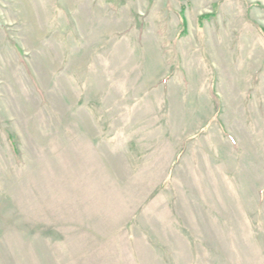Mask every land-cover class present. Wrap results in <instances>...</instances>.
<instances>
[{
    "label": "rangeland",
    "instance_id": "rangeland-1",
    "mask_svg": "<svg viewBox=\"0 0 264 264\" xmlns=\"http://www.w3.org/2000/svg\"><path fill=\"white\" fill-rule=\"evenodd\" d=\"M260 27L264 0H0V264H264Z\"/></svg>",
    "mask_w": 264,
    "mask_h": 264
},
{
    "label": "trees",
    "instance_id": "trees-1",
    "mask_svg": "<svg viewBox=\"0 0 264 264\" xmlns=\"http://www.w3.org/2000/svg\"><path fill=\"white\" fill-rule=\"evenodd\" d=\"M207 17H209L208 14H203V15H201L199 17V20L201 21V20H203L204 18H207ZM185 26H186L185 18L184 17H181V31H180V34H184V32H185ZM260 31L264 34V28L263 27H260ZM8 140L11 143V147L13 148V150L15 152H17V141L11 135L8 136Z\"/></svg>",
    "mask_w": 264,
    "mask_h": 264
}]
</instances>
